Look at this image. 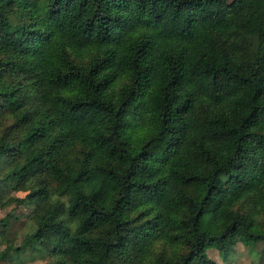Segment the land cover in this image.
<instances>
[{"label": "trees", "instance_id": "1", "mask_svg": "<svg viewBox=\"0 0 264 264\" xmlns=\"http://www.w3.org/2000/svg\"><path fill=\"white\" fill-rule=\"evenodd\" d=\"M14 204L34 230L0 264L264 256V0H0Z\"/></svg>", "mask_w": 264, "mask_h": 264}, {"label": "rangeland", "instance_id": "2", "mask_svg": "<svg viewBox=\"0 0 264 264\" xmlns=\"http://www.w3.org/2000/svg\"><path fill=\"white\" fill-rule=\"evenodd\" d=\"M13 195L23 198L25 193ZM31 213V208L16 204L0 209V249L3 250L10 245L17 247L27 234L33 232ZM262 249L261 243L246 246L239 244L226 260H223L216 250L210 249L207 253L215 264H264ZM159 250L160 247L157 248V251ZM32 255L34 256L30 251H26L23 255L14 257L10 262L1 264H58L55 259L50 258L31 260Z\"/></svg>", "mask_w": 264, "mask_h": 264}]
</instances>
